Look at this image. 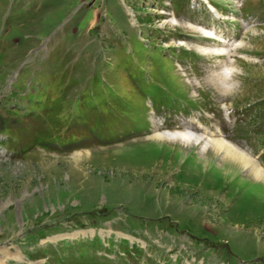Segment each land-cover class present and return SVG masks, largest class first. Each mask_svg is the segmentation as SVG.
Segmentation results:
<instances>
[{
  "label": "rangeland",
  "instance_id": "obj_1",
  "mask_svg": "<svg viewBox=\"0 0 264 264\" xmlns=\"http://www.w3.org/2000/svg\"><path fill=\"white\" fill-rule=\"evenodd\" d=\"M210 1L0 0V264H264V188L144 136L220 129L264 165V0Z\"/></svg>",
  "mask_w": 264,
  "mask_h": 264
},
{
  "label": "bare ground",
  "instance_id": "obj_2",
  "mask_svg": "<svg viewBox=\"0 0 264 264\" xmlns=\"http://www.w3.org/2000/svg\"><path fill=\"white\" fill-rule=\"evenodd\" d=\"M208 7L211 9L210 5H208ZM130 14H131V18L133 19L132 13H130ZM217 15H219V14H217ZM192 28L200 29L201 31H203L206 34L211 33L210 31L206 32L207 29H202V28H200V26H197V27L193 26ZM230 41H234V39L230 40ZM230 41H225V43L230 42ZM213 44L215 45V43H213ZM216 44H218V43H216ZM223 44H218V45L221 46ZM241 44H242V41H238V42L234 41L232 43V47H234L235 49L237 47L240 48ZM203 46H206V45H203ZM203 46L202 45L198 46V49L203 53H206V54L208 53V55L215 54L214 55L215 57L217 56V53H219V52H213L212 51L211 52L212 54H210L209 51L211 49L203 47ZM222 52H224V51L222 50ZM220 55H222V54H219V56ZM236 55H239V57L241 56V58H242L245 54L237 53ZM245 56H247V55H245ZM224 58L227 59L228 55H226V57H224ZM220 67H221V65H220ZM220 67H219V69H221ZM233 71H235V70L233 69ZM229 73H231V70H229ZM234 75H235V73H234ZM227 76H229V75H227ZM225 79H227V78H225ZM213 80H214V78H213ZM211 81H212V79H211ZM220 81L221 80H219V83H220ZM222 83H223V81H222ZM220 85H223V84H220ZM229 85L232 86V84H229ZM223 87H225V86H223ZM232 88H233V86L231 88L230 87L227 88V86H226V89L224 90L221 87V89L225 93L230 91ZM222 90H221V92H222ZM180 126H181L180 129H182L186 125H180ZM198 126H199V129L201 127L207 129L206 127L202 126L201 124H196L195 128L197 129ZM174 129H176V128H174ZM174 129H167V130H160V131L156 130V129L154 131L151 130L152 133L149 134L147 140L153 142V144H152L153 146H158V145L162 146V145H166V144H173V145H175V147L178 146V150H173V151L178 152V153L179 152L182 153L183 150H185V148H187V147H191V146L195 147L196 146V148L198 149L197 150V157H198L197 161L199 162V164L202 168H204L208 171L209 169L213 168L210 166L211 163H214L216 161H221V167L223 170H220V168H215L216 171H214V173L220 174L222 176V178H227L228 173H229L228 176H236L237 174H239L242 171H247V176H246L247 179L245 180V182L246 183L249 182L250 185H255L257 187L262 186L264 188V171L261 169L263 166L259 163L262 166V167L260 166L261 168H259V166L257 164V162H259V160L256 159V157L252 156L251 155L252 153L250 154V152H249V154L252 156L251 157L246 150H244L240 146L236 145V143L233 144V142H231L232 143L231 144L230 141L227 140L226 138L224 139L223 137H220L218 135H213L212 133L207 132V131H204V133L200 134L197 132L185 131L184 129H183V131L182 130H174ZM177 129H179V128H177ZM170 130H173V131H170ZM207 130H209V129H207ZM213 130H211V131H213ZM164 147L167 150L169 149V147H166V146H164ZM83 150H87V149H83ZM75 151H77V150H75ZM215 155H216V157H215ZM248 155L251 158H253V160L248 159ZM76 162L77 161H75V164H77ZM192 162L195 164L196 163L195 159H193ZM263 169H264V167H263ZM222 171L226 172V173L224 174V173H222ZM240 182H242V181H240ZM245 182H242V183H245Z\"/></svg>",
  "mask_w": 264,
  "mask_h": 264
}]
</instances>
